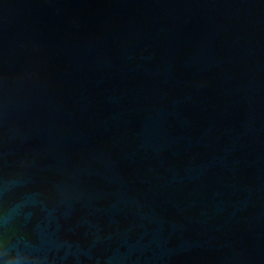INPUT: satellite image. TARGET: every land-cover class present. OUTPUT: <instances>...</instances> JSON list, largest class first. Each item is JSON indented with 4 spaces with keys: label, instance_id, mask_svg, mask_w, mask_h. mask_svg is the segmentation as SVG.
Masks as SVG:
<instances>
[{
    "label": "water",
    "instance_id": "obj_1",
    "mask_svg": "<svg viewBox=\"0 0 264 264\" xmlns=\"http://www.w3.org/2000/svg\"><path fill=\"white\" fill-rule=\"evenodd\" d=\"M0 264H264V0H0Z\"/></svg>",
    "mask_w": 264,
    "mask_h": 264
}]
</instances>
